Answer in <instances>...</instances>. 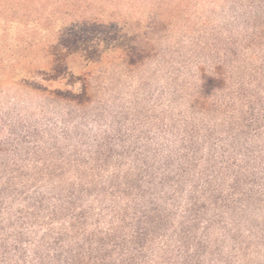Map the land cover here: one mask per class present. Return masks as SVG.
I'll use <instances>...</instances> for the list:
<instances>
[{
    "label": "trees",
    "instance_id": "obj_1",
    "mask_svg": "<svg viewBox=\"0 0 264 264\" xmlns=\"http://www.w3.org/2000/svg\"><path fill=\"white\" fill-rule=\"evenodd\" d=\"M157 23L169 68L203 53L220 71L197 111L174 109L185 93L173 85L125 128L72 122L61 107L98 106L94 75L133 67ZM59 150L71 168L93 154L140 161L121 163L126 175H0V264H264L251 206L264 203V0H0V152L54 165ZM24 208L41 209L50 232L15 220Z\"/></svg>",
    "mask_w": 264,
    "mask_h": 264
},
{
    "label": "rangeland",
    "instance_id": "obj_2",
    "mask_svg": "<svg viewBox=\"0 0 264 264\" xmlns=\"http://www.w3.org/2000/svg\"><path fill=\"white\" fill-rule=\"evenodd\" d=\"M123 10V8H120ZM94 12L97 9H93ZM129 13V12H127ZM147 14V13H146ZM153 18V17H152ZM154 21V20H153ZM165 28L159 23L156 24L154 30L149 31L143 40L137 41L142 43L143 47L146 48V52L139 57L133 67H120L122 70L115 65L104 67L100 73L94 75L92 79V84L90 87V93L93 94V102L97 103L98 106H78V107H61L69 113L72 117V122L81 123L92 127L93 129H100L104 131L106 125L116 126L117 128H125L129 124H133L136 117H149L146 114L148 105L159 104L162 101L161 93L163 91L171 90L173 85H177L182 88L183 93H185V99L180 100L175 97V110H182L184 113H188L198 109L199 105L196 100L199 98L205 99L207 97V89L211 78L213 76L219 75L220 71L215 69L213 62H211L205 54L201 53L198 57H190L187 53L183 52V55H174L175 62L173 68H169L164 63V51L165 47ZM185 51V49H184ZM38 63H43L46 58H37ZM168 70L172 73L168 75ZM120 71V73H119ZM161 83L163 85L161 86ZM11 94L21 95L23 94L28 103L27 108L32 111L37 110L39 102H37L32 93H27L25 91L12 89ZM100 98L98 102L97 98ZM44 106V105H43ZM42 106V107H43ZM41 107V106H39ZM53 105L48 106L46 109L49 111L52 109ZM60 108V107H59ZM108 126V125H107ZM84 130V128H82ZM85 131V130H84ZM90 132V133H91ZM120 150V147L116 149V153ZM70 153L74 154L73 147L70 148ZM69 152H61V150L56 151L54 154L55 162L54 165H49V160L38 153L36 155L23 156L24 163H18L17 160L11 161L7 154L0 152V175H18V176H45L50 175L52 177H59V175L67 176H80L84 174L85 170L89 172V175L95 177L99 174L109 175L112 172H120L124 175L129 172L122 166L126 161L128 163H133L136 160V155L134 154L129 160L126 156L121 155L122 159L117 162L118 159L115 156L105 159L106 157L91 155V160L85 166H80L77 168H71L65 165L59 159L69 158ZM120 157V156H119ZM71 159H73L71 157ZM75 159V158H74ZM31 161L34 168L30 166H25L27 162ZM11 166H8L11 163ZM10 167V168H9ZM122 171V172H121ZM58 183V181H57ZM39 196V195H37ZM1 202V201H0ZM252 208L257 209L264 215V203L260 201H255L251 204ZM2 210V208L0 207ZM260 212H254L252 217L260 218ZM32 220L33 228H36L42 233L50 232V221L48 218L42 214L41 209H26L24 208L21 214H17L15 220L19 222L25 221V218ZM264 217V216H263ZM10 231V230H9ZM8 231V233H9ZM237 236V235H236ZM240 236L244 238V233H239V238L237 241L233 240V237L224 240L223 247L225 251L229 252L233 246L240 245ZM53 244V243H52ZM57 248V245H56ZM238 250V249H237Z\"/></svg>",
    "mask_w": 264,
    "mask_h": 264
}]
</instances>
